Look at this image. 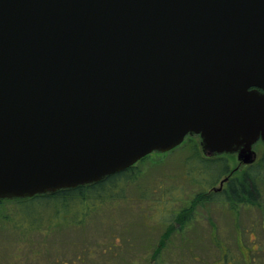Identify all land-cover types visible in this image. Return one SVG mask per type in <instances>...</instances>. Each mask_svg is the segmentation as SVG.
Listing matches in <instances>:
<instances>
[{"label": "water", "instance_id": "1", "mask_svg": "<svg viewBox=\"0 0 264 264\" xmlns=\"http://www.w3.org/2000/svg\"><path fill=\"white\" fill-rule=\"evenodd\" d=\"M188 136L256 162L264 0H0V201L99 183Z\"/></svg>", "mask_w": 264, "mask_h": 264}, {"label": "rangeland", "instance_id": "2", "mask_svg": "<svg viewBox=\"0 0 264 264\" xmlns=\"http://www.w3.org/2000/svg\"><path fill=\"white\" fill-rule=\"evenodd\" d=\"M254 151L259 160L248 169L260 196L251 207L198 197L221 188L226 167L232 180L247 169L234 154L221 163L203 154L198 136L138 163L140 176L123 199L74 213L6 200L0 264H264V146Z\"/></svg>", "mask_w": 264, "mask_h": 264}, {"label": "trees", "instance_id": "3", "mask_svg": "<svg viewBox=\"0 0 264 264\" xmlns=\"http://www.w3.org/2000/svg\"><path fill=\"white\" fill-rule=\"evenodd\" d=\"M193 148L198 152L197 145L194 146ZM150 156L151 155L145 157L138 163L147 160ZM221 159L222 158H218L216 162L221 163L222 161ZM200 161L201 163H206L205 161L212 163L208 160H203V159H200ZM136 165L130 167L129 169L123 172L107 177L101 182L96 184L80 186L75 189L60 190L55 193L37 195L33 198L13 200V201L17 203L19 208H23L24 206L29 204L47 203L60 210L62 209L69 210L71 213H74L76 209H81L82 211L89 210V208H94V206L96 205L101 206L108 201L125 198L124 192L127 189V185L129 183L135 182L140 176V172L136 171L137 170ZM224 170H225L224 174L230 173L229 168L226 167V169ZM245 175L246 176H242V178L233 179L231 184L228 186V190L234 192V194H230L229 200H231L234 203L242 202V200L244 199L243 196H245V194L243 193L244 190L248 192L257 190L255 184L256 175H254V172L252 170H248ZM235 190H238L239 193H235ZM240 190L242 191L241 193ZM222 196H223L222 194H218L215 195L214 197L219 198L216 200H221ZM198 197L201 198V200L204 202H209L211 201L212 198L210 195L208 196L206 194L199 195ZM4 201H0V205ZM72 223L76 224L75 221H72Z\"/></svg>", "mask_w": 264, "mask_h": 264}, {"label": "flooded vegetation", "instance_id": "4", "mask_svg": "<svg viewBox=\"0 0 264 264\" xmlns=\"http://www.w3.org/2000/svg\"><path fill=\"white\" fill-rule=\"evenodd\" d=\"M199 138V137H198ZM258 144H262L263 146H264V143L261 141V140H259L255 145H254V148H255V146L256 145H258ZM224 156H230V155H219V156H213V157H215V158H220V157H224ZM233 156H235V158L237 159V154H234ZM209 158V157H208ZM207 158V159H208ZM257 161L259 160V155L257 156V159H256ZM257 161H256V163H257ZM254 165V164H253ZM253 165H244V167H246L247 169L246 170H244V172H243V175L242 176H246L245 174L247 173V171L249 170L248 168L249 167H251V166H253ZM233 171H234V169H231L230 170V173L224 178V179H222L221 181H220V186H221V188L220 189H215V188H213L212 189V191L213 192H210V193H207L206 195H208V194H212V193H215L216 192V194H222L223 196L221 197V200H216V198L214 197V196H212V198H211V201H209V203H212V204H223V205H225V204H229L230 202H232L231 200H229V196H230V194H234V192L233 191H231V190H228V186L231 184V182H232V176H233ZM242 178V177H241ZM225 179H227L225 182H224V184H221L222 183V181L223 180H225ZM242 191L240 190V193H241ZM235 193H239V191L238 190H235ZM244 194H245V196H243V200H242V202H239L241 205H243V207L245 208V207H251L252 206V201L253 200H257L258 198H259V196H260V192L258 191V189L255 191H245L244 190V192H243ZM215 194V195H216ZM253 199V200H252ZM233 204H238V203H234V202H232ZM254 235H256V234H254Z\"/></svg>", "mask_w": 264, "mask_h": 264}]
</instances>
